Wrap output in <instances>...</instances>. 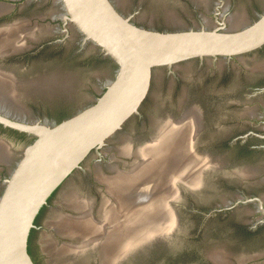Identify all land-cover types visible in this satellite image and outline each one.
Segmentation results:
<instances>
[{
    "label": "flooded vegetation",
    "instance_id": "1",
    "mask_svg": "<svg viewBox=\"0 0 264 264\" xmlns=\"http://www.w3.org/2000/svg\"><path fill=\"white\" fill-rule=\"evenodd\" d=\"M110 1L135 24L156 30L228 29L233 25L225 11L239 4L250 6L253 11L237 22L242 24L264 11V0H210L211 11L197 0ZM1 6L0 28L19 24L23 34L13 49L11 46L0 53V70L12 76V64H16L20 66L15 72L20 79L52 74L60 79L68 77L71 83L66 92L22 89L17 104L4 96L0 114L24 122L54 123L92 103L100 92L89 83L90 97L82 105L71 94L75 83L80 75L83 81L86 76L96 79L92 68L97 67V81L104 88L101 80L112 77L113 63L89 42H82L81 34L69 21L64 23L61 1L0 0ZM168 6L183 9L169 11ZM148 7L160 13L144 15L142 11ZM180 21L187 23L178 24ZM69 65L75 71L63 72ZM165 91L169 94L161 96ZM25 100L42 105L44 111L36 118L29 116L33 113L25 115L24 104L20 103ZM190 110L196 113L194 125L192 117L186 116ZM166 118L182 121L179 129L185 136L191 134L192 156L204 157L209 163L196 172V183L179 178L172 190L163 192L164 213L160 219L169 232L116 255L114 264H222L219 258L224 264H264V44L241 55L196 57L171 67L152 68L148 92L138 112L130 115L101 147L91 150L34 215L26 237V252L33 264H101L97 244L58 254L62 246L77 245L80 239L57 230L56 221L78 215V200H85L91 217L101 220L102 208L115 206L118 200L98 177L128 169L134 161L133 153H121L120 145L130 142L134 151L152 140ZM32 139V135L0 123V151H7L6 158H0V195L23 148ZM15 145L21 149L12 156ZM186 169L182 167L179 172Z\"/></svg>",
    "mask_w": 264,
    "mask_h": 264
},
{
    "label": "water",
    "instance_id": "2",
    "mask_svg": "<svg viewBox=\"0 0 264 264\" xmlns=\"http://www.w3.org/2000/svg\"><path fill=\"white\" fill-rule=\"evenodd\" d=\"M60 1L64 23L69 21L82 42L112 62L114 71L92 103L58 122H24L0 114V123L33 136L0 195V264H33L26 237L34 215L91 150L138 112L152 68L196 57L241 55L264 44V11L228 29L156 30L135 24L110 0Z\"/></svg>",
    "mask_w": 264,
    "mask_h": 264
},
{
    "label": "bare ground",
    "instance_id": "3",
    "mask_svg": "<svg viewBox=\"0 0 264 264\" xmlns=\"http://www.w3.org/2000/svg\"><path fill=\"white\" fill-rule=\"evenodd\" d=\"M2 5L4 4L2 3ZM1 8L2 6L0 7L2 11ZM239 21L236 16H234V21L229 20L231 26ZM11 26L12 28L4 26L5 29L0 28V53L8 50L11 46L13 49L23 34L19 24L13 23ZM32 78H23L25 79L23 80L16 78L13 73L11 76L0 70V99L10 96L12 98L10 102L17 104V97L22 89H36L45 93L55 90L66 92L67 85L71 83L68 77L64 76L60 79V76L52 74ZM195 114L193 110H190L186 115L192 117V119L189 118L193 121L192 125L197 120ZM161 124L152 140L138 146L134 151H132L130 142H126L122 148L119 147L121 153H133L134 161L128 169L115 171L107 177L100 174L98 177L105 183L106 189L118 200L117 205L102 208L104 210L101 220H94L86 201L78 200L75 205L79 208L78 215L75 217L64 216L60 221H56L57 230L65 232V234L76 235L80 239V243L77 245H61V249L57 248L58 254L62 255L65 252L71 254L77 249L83 250L89 245L97 244L102 254L101 264H114L116 255H124L144 242L162 238L167 232L163 228L164 221L160 219L164 213L162 203L165 194L163 192L169 188L172 190L174 181L179 178L196 183V172L209 162L207 163L204 157L192 156L193 151L189 145L191 134L185 136L181 133L179 127L184 125H182V121H172L170 118H166V122ZM6 152L0 151L1 160L6 158ZM182 167L187 168L185 173L179 172ZM99 172L101 171L99 170ZM139 193H143L142 197L146 199L142 204L140 203L142 197L139 196ZM70 196L74 197L72 193ZM117 216L120 217L117 218ZM220 259L219 263L224 264L220 262Z\"/></svg>",
    "mask_w": 264,
    "mask_h": 264
},
{
    "label": "rangeland",
    "instance_id": "4",
    "mask_svg": "<svg viewBox=\"0 0 264 264\" xmlns=\"http://www.w3.org/2000/svg\"><path fill=\"white\" fill-rule=\"evenodd\" d=\"M197 3L198 4L208 5V9L210 11L213 10V8H212L213 4H212V1H210V0H199V1L197 0ZM225 7H227V6H225ZM169 9L170 10H174V9H176V10H182L183 8L179 9V7H178V8H172L171 9L170 6H168L167 7V10H169ZM251 9L252 8H250V6H248V5L243 6V4H239L233 10H229L228 12L225 11L226 12V17H229L228 18L229 20H233L234 21V15H237L236 16L237 19L240 20L241 18H244V16L246 17L247 13L253 11ZM142 13L144 15H147L148 13L153 15L154 13H160V12L159 11L157 12V10L155 11L152 7H148L146 9H144L142 11ZM195 14H197V13L195 12ZM230 15H233V16L230 17ZM186 23L187 22H183V21L178 22V24H186ZM158 25H161V24H158ZM19 68H20V66H18L16 64H12V73L15 74V76L17 75L15 72H17L19 70ZM63 69H64L63 72H66V73H72V72L75 71V69L73 68V66H70V65L69 66H64ZM92 69L95 71V75L97 74L96 79L90 80L89 77L86 76L85 79H84V81H83V79H82L83 77H81V75H80L79 81L77 83H75L76 86L73 87V91L71 92V94H73V97H74L75 100H77V101L81 100L79 102L82 105H85L82 102L85 101L86 98L90 97V90H89V86H88L89 83H91L98 92L101 93L102 90H103V86H99V82L97 81L98 79H100V77H98L99 76V73H98L99 72L98 71L99 68L93 67ZM92 69H88V71H92ZM107 79L108 78L106 77V79L101 80V81L105 84V82L109 80V79L108 80ZM198 93H204V91H199V92L193 91V94H198ZM166 94L168 95L169 93H167L166 91L160 93L161 96L162 95L165 96ZM41 96H44V95H41ZM20 103H23L24 104V114L25 115H27V113H33L35 116L33 114L32 115H29V116H32V117L36 118L37 115H38L37 113L44 111V108L42 107V105H40L38 103H32V102L26 101V100L23 101V102H20ZM33 108H34V110H32ZM40 117L43 118L44 116H40ZM124 144L125 143H123L122 145H120V148H122ZM20 147H21L20 145H15L14 147H12V152H13L12 153V156H13V154H14V156L15 155H18V153H19V151L21 149Z\"/></svg>",
    "mask_w": 264,
    "mask_h": 264
},
{
    "label": "trees",
    "instance_id": "5",
    "mask_svg": "<svg viewBox=\"0 0 264 264\" xmlns=\"http://www.w3.org/2000/svg\"><path fill=\"white\" fill-rule=\"evenodd\" d=\"M113 67H114V65H113Z\"/></svg>",
    "mask_w": 264,
    "mask_h": 264
}]
</instances>
